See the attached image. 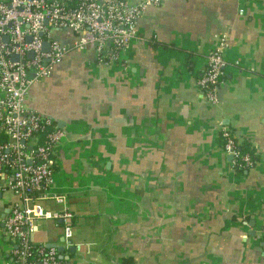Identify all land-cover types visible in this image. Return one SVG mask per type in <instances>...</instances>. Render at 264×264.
I'll list each match as a JSON object with an SVG mask.
<instances>
[{
	"label": "crops",
	"instance_id": "0c3cea01",
	"mask_svg": "<svg viewBox=\"0 0 264 264\" xmlns=\"http://www.w3.org/2000/svg\"><path fill=\"white\" fill-rule=\"evenodd\" d=\"M136 31L117 63L69 51L28 90L26 108L63 133L50 193L74 215L69 240L39 221L32 243L63 247L67 264H264V0H162ZM222 34L211 104L197 79ZM222 125L249 141L252 168L232 170Z\"/></svg>",
	"mask_w": 264,
	"mask_h": 264
},
{
	"label": "built area",
	"instance_id": "2783aa9c",
	"mask_svg": "<svg viewBox=\"0 0 264 264\" xmlns=\"http://www.w3.org/2000/svg\"><path fill=\"white\" fill-rule=\"evenodd\" d=\"M161 2L0 0V195L9 193L11 198L6 211L0 212V264H12L10 259L14 264H34L31 237L39 221L60 225L66 240L72 236L74 215L65 196L50 193L63 133L51 119L26 108L29 88L50 76L69 51H91L98 64L117 63L120 54L138 39L137 19ZM64 31L70 34L69 46L54 36ZM216 38L197 79L202 98L211 104L218 102L226 68L227 36ZM219 135L233 171L254 166L251 157L239 150L231 129L222 125ZM45 201L59 208L46 210L42 206ZM262 248L264 254V234ZM37 253L38 264H62L54 248L42 246Z\"/></svg>",
	"mask_w": 264,
	"mask_h": 264
},
{
	"label": "trees",
	"instance_id": "16d2710c",
	"mask_svg": "<svg viewBox=\"0 0 264 264\" xmlns=\"http://www.w3.org/2000/svg\"><path fill=\"white\" fill-rule=\"evenodd\" d=\"M239 150L241 151V153H247L251 157V159L253 160L254 164L258 160V156L255 154L254 149L250 145L248 140H246L244 138L241 139V143H239ZM32 247H33V250H32L31 259H32L34 264H38V262H40V256L38 255L37 250L39 248H41L42 245L33 244ZM57 256H58L59 262H61L62 264H67V262L64 260L63 257H61L62 255L59 252H57ZM9 261H11V263L14 264L13 259H10ZM121 264H134V263H133V260L131 258H126V259L122 260Z\"/></svg>",
	"mask_w": 264,
	"mask_h": 264
},
{
	"label": "water",
	"instance_id": "95a60500",
	"mask_svg": "<svg viewBox=\"0 0 264 264\" xmlns=\"http://www.w3.org/2000/svg\"><path fill=\"white\" fill-rule=\"evenodd\" d=\"M46 24V23H45ZM6 41V38L4 39ZM29 40V39H28ZM28 57L31 58V53L28 54ZM12 60L16 61V57H13ZM230 159V157H228ZM1 197V195H0ZM4 216V215H3ZM253 233H251V236H252ZM45 247L47 248H54L56 249L58 252H63V247H57L55 244H48V245H45ZM77 249V247H70L69 248V251L71 252H74L75 250Z\"/></svg>",
	"mask_w": 264,
	"mask_h": 264
}]
</instances>
